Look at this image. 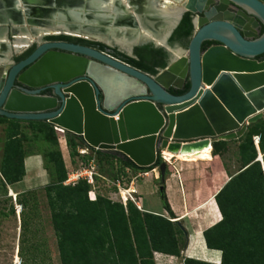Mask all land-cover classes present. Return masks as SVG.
I'll return each mask as SVG.
<instances>
[{
	"label": "water",
	"instance_id": "1",
	"mask_svg": "<svg viewBox=\"0 0 264 264\" xmlns=\"http://www.w3.org/2000/svg\"><path fill=\"white\" fill-rule=\"evenodd\" d=\"M91 1L105 5L96 10ZM115 1L107 7L104 0H0V26L10 25L20 35L14 42L30 46L36 38L39 43L27 59L4 66L8 72L0 80V116L49 123L56 131L80 137L92 149L119 153L142 168L154 165L158 152L166 147L175 153L199 151L212 147L215 140L241 137L248 125L264 117V34L248 40L237 25H264V0H221L224 15L204 21L187 49L173 50L168 66L156 75L108 51L44 40L99 35L106 41L109 32L139 36L128 46L118 44L131 53L134 44L150 41L143 33L150 28L164 33L166 45L180 20V14L169 21L165 11L140 13L129 0L128 5ZM195 3L185 0L182 7L196 13ZM230 4L238 8L236 15L227 12ZM167 23L171 25L165 31ZM6 30L0 27V39ZM205 42L217 45L202 51ZM187 79L185 93H170V89L182 90ZM15 82L34 91L16 88ZM46 88L52 95L40 94ZM257 161L263 165L260 153ZM165 170L163 162L162 182ZM160 192L163 198V186Z\"/></svg>",
	"mask_w": 264,
	"mask_h": 264
},
{
	"label": "trees",
	"instance_id": "2",
	"mask_svg": "<svg viewBox=\"0 0 264 264\" xmlns=\"http://www.w3.org/2000/svg\"><path fill=\"white\" fill-rule=\"evenodd\" d=\"M187 25L186 29L180 25L177 33L182 29L183 36L189 37L192 29L190 24ZM48 39L69 40L64 36ZM124 60L136 69L151 75L156 74L155 69L143 61L130 58ZM163 66L162 64L161 67ZM187 89L188 85L183 91L171 90L170 93L182 95ZM21 123L27 124L31 137L21 130ZM0 125H6L0 162V195L6 196L7 186L23 180L26 174L24 159L40 155L32 151L25 153L24 142L43 141L48 145L43 154V166L51 181L44 190L61 264H155L156 253L176 258L181 256L186 244V233L177 223L171 221L176 217L165 196L163 207L169 215L168 219L161 215L141 212L132 202H128L124 207L99 196L90 200L88 193L91 185L86 181H79L75 186L64 185L67 170L53 125L42 121L7 119L2 116ZM64 134L71 159L80 156L85 161L83 165L94 159L92 155L79 154V149L85 145L80 137L69 132ZM254 137L258 138L257 146L253 142ZM232 143L239 144L237 159L241 168L235 175L229 176V180L215 195L214 201L221 219L203 231L204 242L209 250L221 252L220 264H264L263 120L248 125L241 137L212 143V155L221 159L224 169L226 167L222 156ZM90 150L96 155L99 168L102 167L103 161L112 160L125 169L147 173L162 164L161 157H158L154 165L142 168L119 153L92 148ZM259 153L263 165L257 161ZM23 198V194L17 195L16 202L27 208L29 201ZM13 212L11 207L10 213ZM183 264L211 263L185 258Z\"/></svg>",
	"mask_w": 264,
	"mask_h": 264
},
{
	"label": "rangeland",
	"instance_id": "3",
	"mask_svg": "<svg viewBox=\"0 0 264 264\" xmlns=\"http://www.w3.org/2000/svg\"><path fill=\"white\" fill-rule=\"evenodd\" d=\"M35 40L36 38H33V41ZM9 44H11L10 47H12L17 43L10 42ZM3 47V54L8 55V57H19L27 50L25 47L19 50L11 48L6 49L5 47L3 49ZM0 65L2 64L0 63ZM1 73H3L2 70L0 71V74ZM262 120L264 122V117ZM20 127L23 132L31 137L30 129L26 123H21ZM5 128L6 125H0V162L5 142ZM56 133L67 174L75 173L76 170L78 171L85 166L82 164L85 163V161L80 156H76L71 159L66 146L65 134L59 131H56ZM238 145L239 144L237 143L229 144L227 150L223 153V162L227 171L224 169L221 159H213L209 162H181L177 159H172L170 162H166L163 159V157H165L164 152L163 157L161 152H158L157 158L161 157L162 163L164 162L166 164L164 182L161 181L159 167L147 173L134 172L123 168L116 161L110 160L109 162L103 161L102 167L99 168L96 155L92 154L90 148H88L86 144L83 145L78 152L82 156L92 155L94 158L92 160L95 163L94 166L96 168L97 180L94 181V185L91 186L90 192L88 193L90 200H95L96 197L99 196L119 203V192L115 187V184L119 183L122 190L132 188V190L135 191V197H137L136 202L142 210L145 209L160 213L164 210V198L161 196L160 187L163 186V188H166L165 181L168 177H173V174H175L177 170L183 168L185 171L190 173V192L194 193L195 190L202 191L204 190L205 180L207 178L211 179L210 175L212 176V174H216L219 173L218 171H221L228 177L235 175L240 170L241 164L237 159ZM23 147L25 153H29L30 151L39 153L42 158L43 154L48 149L47 143L43 141H32L29 143L24 142ZM210 149L204 151L202 155L208 154ZM85 151L86 154H83ZM42 168L43 170L41 171L40 176H38L32 184L30 179L26 177L25 174V177L21 182L12 186H7L6 196L0 195V264H61L44 190L50 183L51 179L47 171L44 169V166ZM227 177L223 176V180L221 181L219 187L225 183ZM0 181H2L1 175ZM174 188L177 194V189L179 192L178 184L177 186L174 184ZM10 191L12 195L15 196L23 194V199L25 201H29L27 208H23L22 205H19L16 200L9 195ZM216 191L217 190H214L213 192L215 193ZM164 196L168 203L165 190ZM179 198L180 195L178 200ZM198 206L199 203L191 199L190 212L192 213V217H194V219L197 217L195 215V210H197ZM11 207L14 209L13 213H10ZM18 207L21 208L19 214L17 213ZM34 207H36L35 210H33ZM23 213H25V216H23ZM163 215V217L167 219L169 218L168 214ZM171 221L174 222V220ZM180 225L186 233V244L188 234L186 227L198 230H201L202 228L199 227L198 224L196 225L194 223L187 225L180 223ZM183 259L184 258L182 256L172 258V256H163V254L154 256L155 264H182Z\"/></svg>",
	"mask_w": 264,
	"mask_h": 264
},
{
	"label": "flooded vegetation",
	"instance_id": "4",
	"mask_svg": "<svg viewBox=\"0 0 264 264\" xmlns=\"http://www.w3.org/2000/svg\"><path fill=\"white\" fill-rule=\"evenodd\" d=\"M164 2H165L164 0L163 1L162 0H129V3L133 7L138 9L140 13H144L145 10L149 11V10H154V9L158 11H165L163 15L167 17L168 19L172 15H175L173 18L176 19L178 18L177 15L180 14L179 23L171 31L170 35L167 37L166 45H164L163 43H159L162 41L164 37V33H160L161 31L159 32L158 29L156 28L154 29L150 28L151 31L143 32L144 35H147L148 33L150 36H152L153 39L147 35V38L150 41L144 42V40H141V42L134 44V47L131 53L121 49L118 43L117 45L109 44L108 42H106L107 40L106 41L103 40L101 37H99V35H91V36L79 35L76 37L64 36V37H68L69 40H59V39L49 40L48 39L49 37H59V36H48L44 40L46 42H65V43L76 44L80 46H86V47H90V48H93L95 50L102 51V52L108 51L110 52L112 56L124 62H126L124 60L125 58L140 60L148 64L149 66L153 67L157 74L158 72H160L161 70H164L168 66L170 62L171 54H174L173 50H175L176 48L182 49V50L187 49L192 37L194 36L195 32L198 30V27L206 24L204 21L208 20L209 17L214 18V16L217 14L224 15L225 13V10H223L221 7V4H222L221 0H195L196 3L194 5V8L199 9V12L197 11L196 13H191L190 11H187L185 8L182 7V4L185 2V0H170L169 1L171 3L169 5L170 7L163 5V4H166ZM170 11H173V12H170ZM237 11H238V8L234 6L233 4H230L227 7V12L232 13L233 15H236ZM169 21H171V19H169ZM187 23L191 25V29H192L191 35L189 37L183 36L182 29L181 31L177 33V30L180 27V25H183V29H186L188 26ZM170 25H171L170 23H167V25L163 26L164 30L166 31V29H168ZM2 26L0 27L6 28L7 30H6V33L4 34V39H0V42H1L0 62L1 61L3 62L2 65H0L1 66L0 69L3 71V73L0 74V80H2L3 78L7 76L8 71L4 70V66L12 65V64L16 65L17 63L27 59L32 54V52H34L37 46H39V43H37L35 40L30 46H25L27 50L23 53V55L30 52L28 53V55L24 57H22L23 55L19 57H8V55L3 54L2 47L4 46L6 49L7 48L14 49V46L10 47L11 44L9 43L10 42L14 43V39L17 37L18 34L12 31V26L10 25H7V26L2 25ZM242 26L244 27H241L239 32L242 34V36L246 34L248 36L247 38L248 40H253L264 34V25L258 22H250V23L244 22ZM26 27L30 29L31 25L26 24ZM120 34L123 35V33L117 34L113 32V36L115 37L113 39H117L119 43H122ZM157 40H159V42H157ZM125 42L127 41H124V43ZM215 45L217 44L213 42H205L202 44L201 50L205 51L209 47L215 46ZM20 57L22 58L19 59ZM261 58L262 57H260V59ZM162 64L164 65L163 67H161ZM187 85L189 88L188 79L186 80L182 90L170 89L169 91L171 90L183 91ZM15 87L16 88L20 87L27 91H34V89L21 85L18 82H15ZM52 93L53 91L48 88L41 89L40 91V94L44 96H50L52 95Z\"/></svg>",
	"mask_w": 264,
	"mask_h": 264
},
{
	"label": "crops",
	"instance_id": "5",
	"mask_svg": "<svg viewBox=\"0 0 264 264\" xmlns=\"http://www.w3.org/2000/svg\"><path fill=\"white\" fill-rule=\"evenodd\" d=\"M213 159L219 160L218 157H213L212 151L210 149L208 154L205 155L199 154L196 155L195 157H186L177 160L181 162H196V161L209 162L212 161ZM24 165H25L26 177L30 179L32 184L33 181H35L37 177L40 176V173L43 170L42 168L43 158L40 155L27 157L24 160ZM218 172L219 173L212 174V176L210 175L211 179L207 178L209 180L207 179L205 180L204 190L202 191L195 190L194 193L193 192L191 193L189 190V187L191 186V184L189 183L190 173L185 171V169L183 168L177 170L176 173L173 174V177L170 176L165 181L166 182V188L164 187L165 195H166V199L168 200L170 209L174 217H176L174 221H178L179 223H183L184 225L194 223L196 225L198 224L199 227H202L201 230L194 228L189 229L186 227V230L188 232L187 244L181 252V256L184 259L193 258L211 264H220L221 262V252L217 250H209L206 247L203 238V231L213 226L221 219L220 213L214 201V197L229 180V176L227 177V175L225 173H222L221 171ZM223 176H226L227 180L221 187H219L221 181L223 180ZM174 184L176 186L178 184L179 192L177 189V194L174 188ZM214 190L217 191L214 193L213 192ZM179 195L180 198L178 200ZM191 199L199 203L197 210H195L196 211L195 215L197 216L196 217L197 220L194 219V217H192V213L190 212ZM142 211L146 213L161 215V216H164L163 214H167L165 210H163L160 213L152 212L145 209ZM155 255H161V254H155Z\"/></svg>",
	"mask_w": 264,
	"mask_h": 264
},
{
	"label": "bare ground",
	"instance_id": "6",
	"mask_svg": "<svg viewBox=\"0 0 264 264\" xmlns=\"http://www.w3.org/2000/svg\"><path fill=\"white\" fill-rule=\"evenodd\" d=\"M163 1V0H162ZM165 2L164 3H166V4H163V5H166V6H169L171 3L169 2V1H167V0H164ZM124 2H125V4L126 5H128L127 3H128V1L127 0H124ZM104 3H106V5H108L107 7H113L114 5H116V1L115 0H104ZM103 5H105V4H103ZM102 4H95V3H93L92 1H91V3H90V6L93 8V9H101L102 8V6H103ZM170 7V6H169ZM149 8V7H148ZM223 9V8H222ZM170 12H173V11H170ZM167 14V13H166ZM168 15V14H167ZM166 15V16H167ZM171 15V14H170ZM175 15H172V16H170L169 17V19H173V17H174ZM174 20V19H173ZM93 21H96V20H93ZM238 26H240V28L241 27H244V26H242L243 24H237ZM151 31V30H150ZM143 32H146V30L145 31H143ZM147 35L149 36V37H151L152 38V36H150L148 33H147ZM107 36H109V37H107V40L108 41H112V40H114L115 42H117L119 45H122V46H128V44H130L131 42H135V41H137L138 39H140V37L139 36H127V35H125V34H120V38L122 39V43H119L118 41H117V39H113V38H115L114 36H113V32H109V34L107 35ZM28 38V37H27ZM112 39V40H111ZM153 39V38H152ZM124 41H127V42H125L124 43ZM156 42V41H155ZM157 42H159V40H157ZM17 44H15V46H14V49L15 50H19V49H21V48H23V47H25V45L27 46V42H22V41H18V42H16ZM159 43H163L162 41L161 42H159ZM184 57H185V59H187L188 60V52H187V54H185L184 55ZM181 68V67H180ZM180 68H178V70L180 71ZM209 148H211V146H209V147H204V148H202L201 150H199V151H195V152H178V153H175L174 151H170L167 147L165 148V149H162L161 151H162V156H163V152H164V156L165 157H163V159L166 161V162H170L172 159H182V158H186V157H195L196 155H199V154H202V153H204V151H206L207 149H209ZM155 170V169H154ZM132 193V195H134V192H131Z\"/></svg>",
	"mask_w": 264,
	"mask_h": 264
},
{
	"label": "built area",
	"instance_id": "7",
	"mask_svg": "<svg viewBox=\"0 0 264 264\" xmlns=\"http://www.w3.org/2000/svg\"><path fill=\"white\" fill-rule=\"evenodd\" d=\"M59 132H62V131H59ZM253 140H254L255 145L257 146L258 138L254 137ZM160 152L162 154V151H160ZM83 154H86V151ZM94 164L95 163L93 162V160H91L87 164H85L84 167H82L78 171L76 170L75 173L67 174V179L64 182V185L65 186H75V185L78 184L79 181H86L89 185L93 186L94 185V181H95V177L97 176L96 168H95ZM115 187L117 188V190L119 192L118 194H119L120 199H119L118 202L120 204H122L124 207H126L127 203L130 201L138 208V210L143 212L141 207L136 202L137 201V197H135V191L132 190V188L123 189L122 190L121 185L119 183L115 184ZM131 192H134V195H132ZM10 196L13 197L14 200H16V196L15 195H10ZM20 210H21V208L18 207V209H17V213L18 214H19Z\"/></svg>",
	"mask_w": 264,
	"mask_h": 264
}]
</instances>
